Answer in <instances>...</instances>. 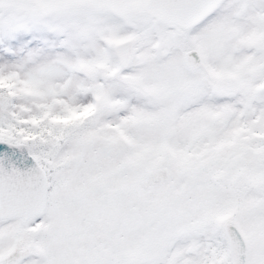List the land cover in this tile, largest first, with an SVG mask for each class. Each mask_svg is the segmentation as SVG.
I'll return each instance as SVG.
<instances>
[{"label": "snow or ice", "instance_id": "6c2138e0", "mask_svg": "<svg viewBox=\"0 0 264 264\" xmlns=\"http://www.w3.org/2000/svg\"><path fill=\"white\" fill-rule=\"evenodd\" d=\"M0 264H264V0H0Z\"/></svg>", "mask_w": 264, "mask_h": 264}]
</instances>
